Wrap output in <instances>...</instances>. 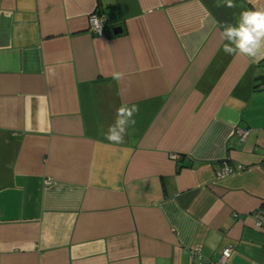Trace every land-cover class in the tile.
I'll list each match as a JSON object with an SVG mask.
<instances>
[{"label": "crops", "instance_id": "obj_1", "mask_svg": "<svg viewBox=\"0 0 264 264\" xmlns=\"http://www.w3.org/2000/svg\"><path fill=\"white\" fill-rule=\"evenodd\" d=\"M234 3L0 0V264H261L264 58L221 34L264 0Z\"/></svg>", "mask_w": 264, "mask_h": 264}, {"label": "clouds", "instance_id": "obj_2", "mask_svg": "<svg viewBox=\"0 0 264 264\" xmlns=\"http://www.w3.org/2000/svg\"><path fill=\"white\" fill-rule=\"evenodd\" d=\"M224 5L229 8L236 7L234 0H224ZM217 6H220L219 3ZM221 36L229 41L224 44L226 54L246 55L257 60L264 58V55H261V50L264 49V9L241 12L238 26L226 25ZM48 71L55 75L54 69L50 68ZM121 76V73H116L114 78L120 79ZM139 111V106L135 104L130 107L122 104L117 108L114 123L103 133L105 139L112 143H123L129 127L135 126L134 117Z\"/></svg>", "mask_w": 264, "mask_h": 264}, {"label": "built area", "instance_id": "obj_3", "mask_svg": "<svg viewBox=\"0 0 264 264\" xmlns=\"http://www.w3.org/2000/svg\"><path fill=\"white\" fill-rule=\"evenodd\" d=\"M90 20V27L89 30L92 33H95L97 35H103L105 30V24H106V18L103 14H100L98 12H92L89 16ZM242 138H244L247 134V131L241 130L239 132ZM172 157H176V154H172ZM238 168H242V165H237ZM233 171L232 165L225 161L222 166L216 171V176H224L228 175ZM254 221L255 226L257 228L264 227V207H260L258 210L254 212ZM232 248L230 246H226L221 254L210 264H225L228 258L231 256ZM261 264H264V260H262Z\"/></svg>", "mask_w": 264, "mask_h": 264}, {"label": "water", "instance_id": "obj_4", "mask_svg": "<svg viewBox=\"0 0 264 264\" xmlns=\"http://www.w3.org/2000/svg\"><path fill=\"white\" fill-rule=\"evenodd\" d=\"M117 30H120V29H117Z\"/></svg>", "mask_w": 264, "mask_h": 264}]
</instances>
